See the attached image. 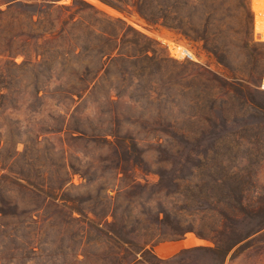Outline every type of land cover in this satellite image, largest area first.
I'll use <instances>...</instances> for the list:
<instances>
[{"label":"rangeland","instance_id":"1","mask_svg":"<svg viewBox=\"0 0 264 264\" xmlns=\"http://www.w3.org/2000/svg\"><path fill=\"white\" fill-rule=\"evenodd\" d=\"M28 1L67 6L53 10L46 29L71 41L50 45L95 42L94 30L112 31L109 16L126 22L117 24L126 49L150 50L108 65L103 85L74 103L65 84L40 83L33 67H22L24 55L0 54L8 87L0 108V264H264V41L253 38L252 0H216L212 19L222 58L247 81H233L203 41L150 27L135 11L102 0ZM189 1L181 17L201 28L204 3ZM73 15L81 20L74 27ZM7 20L9 33H31L20 12ZM99 229L134 243L161 241L135 258Z\"/></svg>","mask_w":264,"mask_h":264},{"label":"trees","instance_id":"2","mask_svg":"<svg viewBox=\"0 0 264 264\" xmlns=\"http://www.w3.org/2000/svg\"><path fill=\"white\" fill-rule=\"evenodd\" d=\"M103 2L125 12H137L150 27L164 26L173 30H177L188 39L201 40L204 42V48L211 52L217 60L232 72L233 81H247L242 75L240 68L230 67L229 63L222 58V48L217 44L216 36L219 34L218 29H213L214 23L212 21L216 7L214 5L216 0H201L206 9L208 19L198 28L191 20H185L181 16L184 9L189 5V0H102ZM6 4V8L0 7V54L3 57L14 58L19 54L26 58L21 64L22 67H33L36 73L38 82H50L54 84H65L64 97L72 101L82 99L96 91L103 85L107 76L108 65L119 63L123 61H133L141 55L149 56V48L139 47L134 51L126 49L125 34L117 29V24H126L123 19H114L107 17L108 23L113 25L112 31H105L97 29L93 31L95 42L87 40L85 45L75 43L74 46L65 47L62 44L50 45V41L54 38H65L71 41L68 35H64V30L61 31H47L46 22L51 16L54 9L67 6H54V3L40 4L28 0H0V5ZM132 7V9H130ZM195 8V6H194ZM197 8V7H196ZM14 11L20 12L24 15L28 23L31 33H9L7 26L10 25L9 19ZM71 25L76 26L81 23V20H75V15L67 20ZM26 23V24H27ZM130 30L136 31L130 25ZM34 31V32H32ZM135 33H138L137 31ZM51 35V36H48ZM141 35V34H140ZM78 39V37H75ZM22 41V42H21ZM78 42V41H76ZM137 43L136 41H130ZM254 44L251 39H247L242 46L243 49L249 51ZM80 48V51L78 49ZM90 58L88 64L83 63L82 58ZM3 61V60H1ZM244 61L240 64L242 65ZM239 65V66H241ZM240 75V76H239ZM3 77V75H2ZM1 79H5L3 77ZM0 81V108L5 105L8 94L2 93L3 88H8ZM69 112V111H68ZM67 112V113H68ZM62 129L54 128L51 132H60ZM74 132V131H73ZM77 132V131H75ZM84 137V131L78 130ZM2 142L0 141V147ZM162 189L167 188L168 184L164 179L158 182ZM178 186V187H177ZM178 188V189H177ZM176 193L179 190V184H176ZM189 198V197H188ZM97 215L96 212H94ZM115 217V215H114ZM116 219V217H115ZM190 229H175L171 231L165 238L179 239L183 237ZM99 231L107 238L115 240L121 246L125 244L126 251L131 253L136 258L137 253H142L144 256L149 252L148 246L152 247L161 241V236L157 238L155 235L147 237L141 243H134L130 241L120 231L116 230H102ZM190 248H185L179 252L176 257L186 253ZM226 255V252L223 254ZM116 257H120V253H116ZM225 258V257H224ZM119 259V258H118ZM224 263L222 259L220 264Z\"/></svg>","mask_w":264,"mask_h":264},{"label":"built area","instance_id":"3","mask_svg":"<svg viewBox=\"0 0 264 264\" xmlns=\"http://www.w3.org/2000/svg\"><path fill=\"white\" fill-rule=\"evenodd\" d=\"M252 11L254 13L255 20L257 19V25L254 23V33L253 38L256 41H264V0H252ZM185 56L190 59H196L195 53H193L188 48L184 51ZM264 90V79L259 86Z\"/></svg>","mask_w":264,"mask_h":264},{"label":"bare ground","instance_id":"4","mask_svg":"<svg viewBox=\"0 0 264 264\" xmlns=\"http://www.w3.org/2000/svg\"><path fill=\"white\" fill-rule=\"evenodd\" d=\"M253 1H255V0H253ZM98 2H99V0H98ZM95 3V2H94ZM96 3H97V1H96ZM102 3V2H101ZM106 7H108V6H106L105 5V8ZM108 8H110V7H108ZM107 8V9H108ZM257 19L255 20V24L257 25ZM165 41H167L168 43H169V45H170V47H171V50L173 51V52H177V53H183V51L185 50V49H187L186 47H184V46H182V45H180V44H175L174 42H172V41H170V40H168V39H165ZM188 242H191V243H198L199 242V240L198 239H193V238H190L188 241H186V243H188ZM164 249V248H163Z\"/></svg>","mask_w":264,"mask_h":264}]
</instances>
